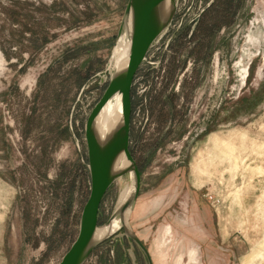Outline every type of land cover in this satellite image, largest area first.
<instances>
[{"label":"rangeland","instance_id":"374dc122","mask_svg":"<svg viewBox=\"0 0 264 264\" xmlns=\"http://www.w3.org/2000/svg\"><path fill=\"white\" fill-rule=\"evenodd\" d=\"M127 3L0 0V264H59L78 236L85 122ZM175 5L132 87L131 232L152 264H264V0ZM131 185L114 181L99 226ZM84 264L148 262L120 230Z\"/></svg>","mask_w":264,"mask_h":264},{"label":"water","instance_id":"95a60500","mask_svg":"<svg viewBox=\"0 0 264 264\" xmlns=\"http://www.w3.org/2000/svg\"><path fill=\"white\" fill-rule=\"evenodd\" d=\"M165 3H167L169 11L162 18L161 10ZM175 13V0H128L117 33L118 39L127 23L130 22L129 51L126 66L121 72L115 73L113 71L102 96L86 119L84 135L87 149V167L90 176V193L80 217L78 236L59 264H84L99 244L120 230L124 231L129 243H134L142 251L148 264H152L148 250L133 235L129 223L128 228L122 226L115 233L98 243L92 241L96 230L102 227L98 225L100 204L115 180L124 175L129 176L132 173L133 192L124 204L123 211L128 207H131L133 211L139 197L141 189L140 170L129 149L132 87L140 66L146 61L149 49L171 23ZM116 95L120 96V118L106 139L100 142L94 130L96 119ZM120 155L124 156L128 168L122 172L114 173L113 165ZM113 217L114 213L106 224Z\"/></svg>","mask_w":264,"mask_h":264},{"label":"bare ground","instance_id":"6f19581e","mask_svg":"<svg viewBox=\"0 0 264 264\" xmlns=\"http://www.w3.org/2000/svg\"><path fill=\"white\" fill-rule=\"evenodd\" d=\"M162 18L168 14L169 7L167 3L162 6L161 10ZM130 22L127 23L125 29L121 36L116 40L115 46L111 54V67L115 73L121 72L127 62L128 51H129V31H130ZM109 67V66H108ZM120 118V96L116 95L114 98L106 105L101 114L96 119L94 130L96 133L97 139L102 142L106 139L109 133L117 124ZM128 168V163L126 162L123 155H120L113 165V172L119 173ZM130 179L132 180V173H130ZM133 192V182L129 189H124L119 196L117 207L114 211V217L112 220L99 227L93 237V243H98L102 239L110 236L115 233L120 227L125 226L128 228V221L131 214V207H128L126 210H122L124 204L127 202L129 197ZM113 214V213H112Z\"/></svg>","mask_w":264,"mask_h":264},{"label":"trees","instance_id":"16d2710c","mask_svg":"<svg viewBox=\"0 0 264 264\" xmlns=\"http://www.w3.org/2000/svg\"><path fill=\"white\" fill-rule=\"evenodd\" d=\"M32 34L35 36V33H34V32H33ZM41 41H42V44H43V45L46 44V43H47V39H46V37H41ZM43 45H42V46H43ZM42 46H41V47H42ZM41 47H39V49H41ZM37 49H38V48H37Z\"/></svg>","mask_w":264,"mask_h":264}]
</instances>
